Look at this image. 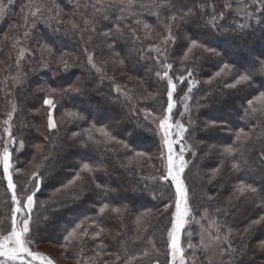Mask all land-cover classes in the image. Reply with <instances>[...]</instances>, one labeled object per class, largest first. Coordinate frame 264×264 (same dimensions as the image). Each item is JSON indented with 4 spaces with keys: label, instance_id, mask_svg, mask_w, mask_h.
<instances>
[{
    "label": "trees",
    "instance_id": "obj_1",
    "mask_svg": "<svg viewBox=\"0 0 264 264\" xmlns=\"http://www.w3.org/2000/svg\"><path fill=\"white\" fill-rule=\"evenodd\" d=\"M154 2L170 3L171 8H161L160 17L155 16L154 11L152 14L145 11L138 17L120 22L122 32L114 45L118 56L107 47L111 39L102 35L109 29L115 31V13H110L107 21L102 18L103 13H97L95 33L73 30L66 23L58 24L56 20L50 21L51 27L44 23L37 24L31 33L32 39H25L22 35L18 37L22 40L20 46L35 51L40 46L38 40L48 43L54 48L57 57L62 51L70 54L66 57L70 66L64 69L59 59H56L43 67L38 52L35 59H30L26 53L22 69L27 72V77L22 84H17L10 78L5 80V77L16 75L14 62L17 55L11 41L5 39V34L11 37L24 31L23 17L28 15L31 18L30 12L35 11L34 7L29 9L28 6L44 5L45 11L52 9V15L59 11L64 22L74 20L80 28H84L81 13L91 16V10L85 9L84 4L94 3V0H79V7L76 6V0H15L5 16L0 17V137H3L0 140V151L6 146L8 139L3 122L14 102L17 111L11 122L13 135L17 141H24L23 149L18 144L10 148L14 168L20 170L13 173L18 192L27 180L25 173H31L38 163L49 169L41 190L37 193L38 202L47 200L57 187L80 170L83 163H89L96 169L91 175L80 173L85 187L80 198L59 206L54 211H48V220H36L38 233L35 250L40 244L50 243L62 250L69 263L77 264L79 258L81 264H87L88 258L99 250L101 242L105 251L115 252L117 242L123 239L128 241L130 253L139 254L143 249L154 254L153 257L148 255L142 258V264H153L157 259L160 262L167 261L166 233L171 227L170 213L174 209L166 211L165 205L173 202V189L159 180L164 171L160 159L162 141L154 131L153 122L148 117L145 118L144 112V109H149L158 114L166 107V81L155 76L156 71L163 74V69L153 59L157 54L149 51L150 45H161V51H164L161 42L167 35V30L163 23L173 24L176 37L175 43L169 44L167 48L166 62L173 64L169 74L175 80L179 75L186 76L191 69L194 78L200 81L197 86L199 90H194V99L188 102L195 130L187 124L188 114L182 121L190 128L191 138L188 143L194 145L195 151L194 155L187 152L185 154L189 161V168L185 171L186 183L190 187L192 202L199 207L201 213L204 208H208L210 216L214 215L216 207H227L228 223L238 232L264 216V201L250 193L233 199L235 207L228 203L241 182L252 184L260 193H264V160L261 159V153L264 152V117L252 119L244 113L246 101L264 91V73L260 72L261 65H264V11L261 10L259 0H143V3L149 5ZM4 3L7 7V0ZM226 4L231 7H226ZM237 5H247L251 16H243ZM189 9L195 15L186 21L178 24L169 21L168 17L173 14L188 15ZM213 9L217 14H225L224 20L215 21L219 26L218 30L207 23L213 19ZM136 19L150 25L151 38L147 37L143 24L135 23ZM237 24H245L247 27L241 29ZM56 28L60 30L56 31ZM129 28L136 30L135 36L140 38L139 42L130 36ZM192 40L215 49L219 55L197 48L188 53L187 61H183L182 57ZM85 48L87 52L84 51ZM89 54L93 55V62L102 69L101 72L98 73L87 63ZM121 59L124 61L122 65L119 63ZM224 64L229 65L231 72L217 77L211 85L206 84L205 81ZM245 73L253 76L251 87H224L225 84L234 82L233 77L237 74ZM187 83V80L184 84L177 83V92L174 93L177 107L174 113L183 111L181 98ZM115 85H120L125 90L131 89L129 95L132 100L124 103L123 95L117 98ZM52 88L57 89L56 93H51L56 103L54 118L59 128L55 133L47 128V108L43 104L45 95ZM70 88H78L80 92L69 93L67 90ZM150 92L153 97H148ZM69 112H76L86 119L72 120L66 115ZM175 118L179 119V116ZM92 124L105 127L117 140L128 144L134 151L145 153L146 156L140 158L142 165L138 168L128 166L127 149L114 142L108 146L87 142L85 130ZM241 128L252 135L243 158L247 161V166L239 153L231 158H224L220 154L223 147L237 146L235 135ZM74 133L77 135L73 136ZM95 135L97 139H101L99 134ZM85 142L88 143L87 147L84 146ZM37 145L41 146L40 149H37ZM45 156L48 157L47 160H44ZM233 163L241 170H234ZM217 168L220 169L219 173L215 179H211L213 170ZM97 184L101 187L97 188ZM101 189L105 190V194H101ZM209 196L213 199L208 200ZM102 203L121 208L123 219L121 220L120 214L110 211L99 214L98 208ZM10 205V192L0 165V220L5 221V224ZM43 213L44 209L34 210V219ZM86 217L96 219L97 225L104 232L96 240L85 238L81 255L73 244H69L67 248L62 246V235L65 228L70 229ZM138 217H142L139 234L154 241V249L147 241L134 243L129 240L138 234ZM219 219H224L223 214ZM92 231L93 228H89L90 234ZM118 232L121 235L114 241L112 237ZM261 242H264V221L253 225L251 229L249 252L244 264H264V250L259 247ZM238 243L239 239L235 238L234 247ZM101 258L109 260L110 264L114 259L103 252Z\"/></svg>",
    "mask_w": 264,
    "mask_h": 264
},
{
    "label": "snow or ice",
    "instance_id": "obj_2",
    "mask_svg": "<svg viewBox=\"0 0 264 264\" xmlns=\"http://www.w3.org/2000/svg\"><path fill=\"white\" fill-rule=\"evenodd\" d=\"M15 0H7V7L5 6L4 0H0V17H4L6 12L12 7ZM264 11V0H259ZM99 5V7H98ZM76 6L79 7V0H76ZM226 7H231V5L226 4ZM29 9L35 8V11L30 12V17L25 15L23 17V25L25 26L22 33L14 34L8 37L5 34V39L11 41L12 47L16 49L17 55L15 57V69L16 75L11 77H5V80L9 78L15 81L17 84H22L23 80L27 77V72L22 69V61L25 60L26 53H28L30 59L36 58V52L39 53L40 63L43 67H47L49 62H54L59 59L61 65L64 69H67L69 65L68 57L70 54L66 51L60 52L57 57L55 50L48 43L42 41H37L40 45L38 49L33 51L27 47L20 46L22 40L19 36H23L25 39H32L31 33L35 30L37 24L44 23L51 27L50 21L56 20L58 24L66 23L68 27L73 30L80 31H91L96 32L95 28V17L97 13H103L102 18L104 20L110 19V13H115V19L117 23L115 24V31L112 29L105 31L102 35L105 38H110L111 42L107 44L109 49H112L115 55L114 45L117 38L120 37L122 28L120 22L129 20L134 17H138L141 13L147 11L150 14L155 12V16L160 17L162 13L161 8L169 9L171 4H145L143 0H94V3L84 4L85 9L91 10V16H87L85 13H81L83 17L84 28H80L74 20H69L64 22L60 17V12L57 11L55 15H52V9H45L44 5H29ZM58 7V6H57ZM238 8L241 5H237ZM247 7V5H243ZM23 12L24 9L22 8ZM201 13H203V6H201ZM195 15L191 9H189L188 15L181 13L180 15H170L168 17L169 21L180 23L186 21L190 16ZM224 12H219L218 14L213 9V19L207 23L213 27L214 30H218L219 26L215 23L217 19L224 20ZM135 23L137 25L143 24L146 31L147 37L151 38L150 25L143 22L140 19H136ZM163 23V21H161ZM15 27V25H13ZM125 27H128L125 24ZM163 27L167 30V35L163 37L161 42L164 51H161V45H150L149 51L155 52L157 55L153 57L155 62L160 65L163 69V74L161 71H156L155 76L166 81L167 86V102L166 107H163L161 111L153 113L149 109H144L145 118L151 116L156 122V131L162 141V154L160 156L163 174L159 177L161 182H164L173 189L172 197L173 202L165 205V210L174 209L170 213V229L167 230L165 241L166 244V255L170 257L167 264H244L245 256L249 252L248 239L251 235V229L253 225H259L261 221H264V216L259 219L252 221V223L245 228L242 232L235 231L234 228L228 223L229 210L227 207L220 208L216 207L214 209V215L210 216L208 208H204L203 212H200L198 206L192 202V195L190 194V187L186 183L187 177L185 170L189 168V161L185 158V154L192 153L195 154L194 145L188 143V139L191 138L190 128L185 125L183 118L186 114L189 115L187 124L192 126V130H195V126L191 120L190 116V105L189 101L194 99V90H199L198 85L200 81L194 78V73L191 69L187 71V75H179L174 80L173 75L169 72L173 68L172 63H167V48L169 44H174L176 37L173 33L172 23H163ZM238 28H246L245 24H237ZM59 31V28L55 29ZM135 29L129 28L130 36L139 42L140 38L135 36ZM201 48L205 52L215 53V49L207 48L202 44H199L196 40H192L190 46L187 48L186 53L183 55L182 60H188V53H192L194 49ZM87 52V48L84 49ZM163 58V59H161ZM87 63L91 65L99 73L102 71L100 67L93 62V55H87ZM106 63V61L104 62ZM122 65L124 63L123 59L119 61ZM231 69L228 64H224L222 68L215 72V74L209 77L205 83L211 85L213 80L222 75H228ZM260 72L264 73V65H261ZM188 81L186 85V91L182 96L183 101V111L179 113H174V109L177 107V101L174 99V93L177 92V83L184 84ZM253 76L252 74H237L233 77L232 83H227L224 87L229 89H236L239 85L252 86ZM69 93H79L80 89L70 88L67 90ZM131 89H122L120 85H115V92L117 93V98L120 95L124 97V103H128L132 100V96L129 95ZM57 89L52 88L49 93L45 95L43 99V104L47 108V128L50 132H58V123L54 118V111L56 108V103L52 98L51 93H56ZM148 97H153V93H148ZM147 99V98H145ZM203 99V97L201 98ZM247 107L244 109V113L247 117L252 119H259L264 117V91L259 92L253 99H248L246 101ZM131 107V105H129ZM17 106L14 102L11 103V111L7 113V118L4 120V132L8 137L6 146H3V150L0 151V165L3 167V174L7 180V190L10 192L11 205L9 213L5 217V221L0 220V264H55V262L48 257L46 254L35 250V244L37 240L38 225L36 220H48V211H54L57 207L65 205L68 202H74L80 198L84 191V178L81 176V172L93 174L96 169L89 163H83L79 171H77L73 177L66 183L61 184L52 193L51 196L45 201H37V193L41 190V187L45 180V174L49 172V169L45 167L42 163L35 165L31 173H25L27 180L20 186V191L17 190V183L14 182L13 173L19 172L20 170L14 168L13 164V152L10 148L18 144L20 149L24 147V141H17L16 137L13 135L12 130V119L13 114L16 113ZM66 115L72 120L83 121L86 119L85 116L80 115L76 112H69ZM175 116H179L176 119ZM87 135V142H91L95 145L108 146L113 142L120 147L127 149L129 155L127 156V165L140 167L142 161L140 158L146 156L145 153L140 151H134L129 147L128 144L121 140H117L115 136L111 134L109 130L105 127H97L95 124L90 125L88 129L85 130ZM95 134H99L101 139H97ZM77 134L74 133L73 136ZM3 140V137H0ZM252 140V135L250 132H246L243 128L235 135V141L237 146H226L220 150V154L224 158H231L239 153L245 166H247V161L244 160L245 152L247 151L246 145ZM85 142L84 146L87 147L88 143ZM40 149V145L36 146ZM48 157L45 156L44 160ZM150 159V158H148ZM261 159L264 160V152L261 153ZM234 170H241L239 166L235 163L232 164ZM43 169V172L41 171ZM220 169L217 168L213 170L211 179H215L216 174L219 173ZM79 182V183H78ZM101 186L97 184V188ZM245 193H250L252 196H258L262 201H264V193H260L256 187L252 184H245L241 182L235 189L234 196L229 199L228 203L232 207L233 199H239L244 196ZM101 194H105V190L101 189ZM208 200H212L213 197L209 196ZM47 206V207H46ZM44 209V213L39 215L34 219V210ZM112 212L120 214L121 220L122 209L119 207H110L109 203H102L98 208L99 214H104L106 212ZM223 214L224 219H219V216ZM145 216L147 213L144 214ZM200 216L198 219L197 216ZM91 219V224L89 220ZM142 217L136 219L137 224V235L130 237L129 240L132 242H144L147 241L148 244L155 248V243L152 240L147 239V237L139 234L141 232ZM95 226V227H94ZM89 228H93L92 233H89ZM147 231V229H144ZM198 237L196 243L193 242V235ZM104 229L97 225V221L94 218H84L75 223L70 229L65 228L64 234L62 235V246L67 248L69 244H73L78 252L82 255L83 248L86 243L85 238L96 240L99 238ZM121 234L118 232L116 236L112 237L115 241L117 237ZM187 236L184 240L183 237ZM235 238L239 239V243L234 247ZM261 250H264V242L259 245ZM99 250L95 252L93 257H89L87 264H110L109 260H104L101 258V252L109 257H114L111 260V264H142V258L149 255L147 250H141L139 254L130 253L128 251V241L119 240L117 242V248L115 252L105 251V246L101 242L98 245ZM201 254L203 258L198 256ZM215 257V260H213ZM77 264H81L79 258ZM153 264H160L159 259L155 260Z\"/></svg>",
    "mask_w": 264,
    "mask_h": 264
},
{
    "label": "rangeland",
    "instance_id": "obj_3",
    "mask_svg": "<svg viewBox=\"0 0 264 264\" xmlns=\"http://www.w3.org/2000/svg\"><path fill=\"white\" fill-rule=\"evenodd\" d=\"M239 12L243 16H246V15L251 16V13L248 12V10H247L246 7H240L239 8ZM148 118L153 122V125L156 128V122L153 120V118L151 116H148ZM183 239L186 240L187 239V236L185 235L183 237ZM197 241H198V237L195 235V231H194L193 242L196 243ZM37 251L46 254L48 257H50L55 262V264H72V263H69L64 258L63 253H62V250L59 249L57 246H55L53 244H50V243L40 244V245L37 246ZM149 256L153 257L154 254L153 253H149ZM198 256H200V258H203L201 256V254H199V253H198ZM169 259H170V257L168 256L167 261L166 262L165 261L160 262V264H167V262H168ZM213 260H215V257H213Z\"/></svg>",
    "mask_w": 264,
    "mask_h": 264
}]
</instances>
